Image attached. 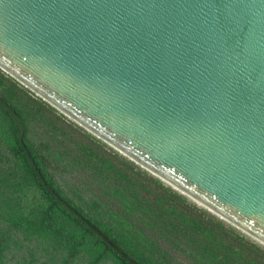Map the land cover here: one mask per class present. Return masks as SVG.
Wrapping results in <instances>:
<instances>
[{
  "label": "water",
  "instance_id": "obj_1",
  "mask_svg": "<svg viewBox=\"0 0 264 264\" xmlns=\"http://www.w3.org/2000/svg\"><path fill=\"white\" fill-rule=\"evenodd\" d=\"M0 69L264 246V0H0Z\"/></svg>",
  "mask_w": 264,
  "mask_h": 264
},
{
  "label": "trees",
  "instance_id": "obj_2",
  "mask_svg": "<svg viewBox=\"0 0 264 264\" xmlns=\"http://www.w3.org/2000/svg\"><path fill=\"white\" fill-rule=\"evenodd\" d=\"M0 264H264V246L0 69ZM92 225L127 258L117 253Z\"/></svg>",
  "mask_w": 264,
  "mask_h": 264
}]
</instances>
